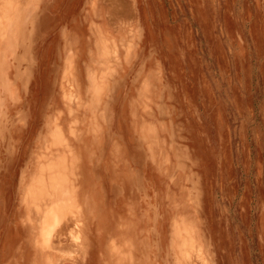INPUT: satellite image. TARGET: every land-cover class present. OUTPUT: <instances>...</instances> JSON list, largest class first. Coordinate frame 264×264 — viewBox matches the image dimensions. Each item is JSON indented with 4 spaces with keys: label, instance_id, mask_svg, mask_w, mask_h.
<instances>
[{
    "label": "rangeland",
    "instance_id": "374dc122",
    "mask_svg": "<svg viewBox=\"0 0 264 264\" xmlns=\"http://www.w3.org/2000/svg\"><path fill=\"white\" fill-rule=\"evenodd\" d=\"M0 264H264V0H0Z\"/></svg>",
    "mask_w": 264,
    "mask_h": 264
},
{
    "label": "bare ground",
    "instance_id": "6f19581e",
    "mask_svg": "<svg viewBox=\"0 0 264 264\" xmlns=\"http://www.w3.org/2000/svg\"><path fill=\"white\" fill-rule=\"evenodd\" d=\"M63 158V157H62ZM64 159V158H63ZM63 162V161H62ZM57 163V162H56ZM60 164H64V163H60ZM50 165H52V162H51V164ZM56 166V165H55ZM63 166L61 165V168H62ZM64 168H62V170H63ZM63 172V171H62ZM58 173V172H57ZM56 172L54 173V174H57ZM59 174V173H58ZM60 176H62V175H60ZM62 177H65L64 175L62 176ZM49 180V179H48ZM53 187H52V194H54V196H58V195H60V194H62V183H61V181L60 180H58L56 177H54L53 179ZM51 180V181H52ZM64 181H66V180H64ZM48 185V184H47ZM62 185V186H61ZM50 186H51V184H50ZM40 187V186H39ZM38 187V188H39ZM64 187V186H63ZM49 188V187H48ZM62 188V189H61ZM40 189V188H39ZM50 190V189H49ZM37 191V190H36ZM40 191V190H39ZM37 196H38V191H37ZM45 197H46V194L44 195ZM39 197V196H38ZM63 197V196H62ZM68 197V196H67ZM40 198V197H39ZM64 198V197H63ZM62 198V199H63ZM65 198H66V196H65ZM50 199V198H49ZM38 200V199H37ZM42 200V199H41ZM44 202V201H43ZM64 203H66L65 202V200H64ZM64 203H61L60 202V200H58V201H56V202H54V204H52V206H51V208H49L50 209V214H49V216H45L44 217V221H45V224H46V233H48L49 232V228L51 227V225H53L55 222H57V220H58V218H59V213H58V210H60V208L62 207V206H65L66 207V205H67V203H66V205H64ZM48 209V210H49ZM63 213V212H62ZM65 213H67V212H65ZM46 214H48V213H46ZM45 215V214H44ZM63 215H64V213H63ZM62 215V216H63ZM66 215V214H65ZM61 219H62V217H61ZM45 236H46V234H45ZM48 237V236H47ZM183 253H185V252H183ZM200 255V254H199ZM185 258V257H184Z\"/></svg>",
    "mask_w": 264,
    "mask_h": 264
}]
</instances>
